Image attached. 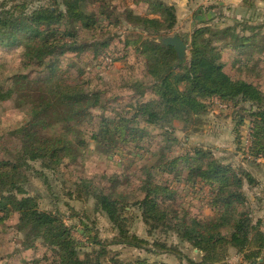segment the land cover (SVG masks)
Instances as JSON below:
<instances>
[{
	"label": "trees",
	"instance_id": "1",
	"mask_svg": "<svg viewBox=\"0 0 264 264\" xmlns=\"http://www.w3.org/2000/svg\"><path fill=\"white\" fill-rule=\"evenodd\" d=\"M177 23L175 8L164 0L0 1V47L21 50L20 65L31 69L13 73L15 66L0 58V102L27 100L23 119L0 130V144L7 137L16 140L15 157L0 160V224L12 214L18 216L16 229L25 235L24 250L42 255H32L35 264H125L104 246L82 251L65 218L41 210L25 187L29 180L22 169L31 171V163L63 174L78 161L88 147L80 129L85 122L94 126L91 138L100 152L141 141L159 149V160L142 167V196L131 203L127 193L111 194L93 183L78 185L117 229L112 244L147 247L145 239L128 229L126 214L135 205L150 235L173 232L201 254L199 262L186 258L189 264H226L231 250L250 263L264 264V221L255 217L245 191V185L252 190L260 181L245 167L225 165L202 148H184L176 136V131L197 130L214 98L232 102L237 128L246 118L252 124L249 162L264 159V34L248 24L221 28L205 22L189 39L179 34L188 46L181 60L163 43ZM82 32L91 40L82 41ZM84 54L102 57L99 72L114 62L126 63L127 77L118 86L130 98L128 111L105 112L112 99L107 93L102 103L104 94L92 87L97 80L84 68L70 79L67 70L77 67L74 58ZM224 54L232 61L230 70ZM43 69L49 73L35 78ZM58 127L60 133L50 134ZM183 171L186 183L211 188L214 220L201 222L170 206L177 189L159 183L157 176H173L180 183ZM37 174L46 178L43 172ZM91 239L93 246L102 245L98 235ZM152 248L147 252L185 258L179 248L159 240Z\"/></svg>",
	"mask_w": 264,
	"mask_h": 264
},
{
	"label": "rangeland",
	"instance_id": "2",
	"mask_svg": "<svg viewBox=\"0 0 264 264\" xmlns=\"http://www.w3.org/2000/svg\"><path fill=\"white\" fill-rule=\"evenodd\" d=\"M188 12L181 15L178 25L170 36H179L180 34L184 38H190L195 26L190 22V15L187 16ZM80 38L82 41L84 39L91 40L89 35L84 32ZM20 57L21 50L0 47V58L3 59V63H11L15 66L12 69L13 73L19 70L22 73H28L31 69H24L20 65ZM223 60L228 63L227 69L230 70L232 61L228 54H224ZM105 61L106 63L110 62L108 59ZM74 63L77 67L67 70L71 80L75 79L78 69L84 68L97 80L96 83L93 82L92 87L94 89H91L104 94V96L102 95V103L104 104L107 99V93L108 99H112L110 102H106L104 106L106 110L103 109L105 112L109 115L120 114L130 109L128 94H125L122 88L118 86V83L122 82V77H127L125 62H114L110 68L103 69L105 71L102 72L96 69L97 66L104 65L102 57L97 59L94 58L93 54L77 56L74 58ZM44 73L49 72H46L45 69L38 70L34 77H42L45 75ZM111 96L116 99L111 98ZM214 99L210 102L208 113L200 117L197 130L192 129L188 133L176 131V136L184 144V148H202L225 165H230L237 170L242 166L248 169L260 181V184L252 190L245 185V191L253 206L255 217L264 221V160H257L255 164L249 162L251 142L247 141L249 132L252 130V124L246 118L244 125L237 128L236 122L228 121L229 119L226 117L229 110H222L219 102L221 100ZM26 103V99L19 97L0 102V130L13 124L15 126L23 119V108L26 107ZM227 103L230 104L229 109L233 111L231 114L233 113L235 116L234 104L232 102ZM124 106L126 109L123 108ZM103 110H98V114H104ZM93 127L90 122H85L80 128L88 147L83 151L78 161L71 165L65 173L43 170L40 163H31V171L22 169L23 173H27L29 180L25 185L28 194L38 199L41 210L59 212L65 218L68 225L73 227V234L80 243L82 251L91 252L104 246L110 256L116 254L115 256L125 264H189L188 258L199 262L201 254L194 250L189 243L182 242L177 234L159 231L150 235L141 218V213L135 205H132L130 213L126 214L129 219L128 229L131 234H136L141 239H145L148 242L147 247L135 248L124 244H112L117 237V229L113 227L105 214L96 209L92 197L80 193L78 185L93 183L111 194L115 192L127 193L131 197L129 200L131 203L142 196L140 194L141 181L144 179L142 167L152 165L157 159L159 160V149L157 145L141 141L139 145L128 143L124 148L111 153L100 152L91 138ZM61 131V128L58 127L52 129L50 134L55 135ZM145 144L146 147L142 148ZM15 147L16 140L5 138V141L0 144V160L13 159ZM178 152V148H175V154ZM37 172H43L46 178L39 176ZM181 174L183 176L180 178V183L173 176L162 173L157 176L159 183L170 184L171 187L177 189L176 198L173 202H169L170 206L176 211H184L189 217L197 218L201 222L214 220L215 213L211 209L213 207L211 188L200 182L194 186L188 184L185 182L187 171H183ZM17 223L18 216L12 214L5 224H0V264H35L31 260L32 255L36 254L37 258H41L42 255L32 250H24L25 235L18 233ZM82 223H85L92 230L90 234L85 231ZM95 235H98L102 245L93 246L91 237ZM156 240L166 243L169 247L179 248L185 258L178 259L170 253L147 252L148 249H154L152 246ZM22 249L24 252L20 253ZM238 255L239 253L231 250L225 260L226 264H253ZM22 259H27L28 262H24Z\"/></svg>",
	"mask_w": 264,
	"mask_h": 264
},
{
	"label": "crops",
	"instance_id": "3",
	"mask_svg": "<svg viewBox=\"0 0 264 264\" xmlns=\"http://www.w3.org/2000/svg\"><path fill=\"white\" fill-rule=\"evenodd\" d=\"M176 10L177 19L188 12L193 26L210 22L211 25L224 28L235 24H248L260 28L264 34V0H164ZM211 7L208 12L207 9ZM203 12H200V11ZM206 10V11H204ZM178 25V24H177ZM215 100V99H214ZM217 101H219L217 99ZM216 101V102H217ZM220 102V101H219ZM233 110V109H232ZM226 114L228 121L234 122L233 113ZM243 126V125H242ZM264 160V159H261ZM264 230V227H263ZM240 257H244L239 253ZM264 257V253H263ZM263 261V260H262Z\"/></svg>",
	"mask_w": 264,
	"mask_h": 264
},
{
	"label": "water",
	"instance_id": "4",
	"mask_svg": "<svg viewBox=\"0 0 264 264\" xmlns=\"http://www.w3.org/2000/svg\"><path fill=\"white\" fill-rule=\"evenodd\" d=\"M163 43L166 46L173 47L181 60L186 57L188 46L178 35L165 38Z\"/></svg>",
	"mask_w": 264,
	"mask_h": 264
},
{
	"label": "built area",
	"instance_id": "5",
	"mask_svg": "<svg viewBox=\"0 0 264 264\" xmlns=\"http://www.w3.org/2000/svg\"><path fill=\"white\" fill-rule=\"evenodd\" d=\"M220 108L222 109V110H229V108H230V104L229 103H227V102H222V101H220ZM249 131H250V129H249ZM252 130H251V132H249V135H248V141L247 142H251V140H252ZM248 143V144H249Z\"/></svg>",
	"mask_w": 264,
	"mask_h": 264
}]
</instances>
